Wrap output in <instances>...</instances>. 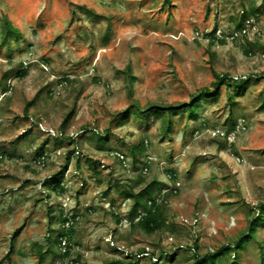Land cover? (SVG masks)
<instances>
[{"label": "rangeland", "instance_id": "obj_1", "mask_svg": "<svg viewBox=\"0 0 264 264\" xmlns=\"http://www.w3.org/2000/svg\"><path fill=\"white\" fill-rule=\"evenodd\" d=\"M213 71L248 81L169 133L160 114L122 118L188 102ZM151 180L165 225L147 233L119 190ZM253 218L242 264H264V0H0V264H193L221 247L228 264Z\"/></svg>", "mask_w": 264, "mask_h": 264}, {"label": "trees", "instance_id": "obj_2", "mask_svg": "<svg viewBox=\"0 0 264 264\" xmlns=\"http://www.w3.org/2000/svg\"><path fill=\"white\" fill-rule=\"evenodd\" d=\"M236 28L237 30H239L240 29L239 25ZM1 32H2V42L4 43H7L8 39L11 37H14L15 40H17L19 37L17 28L12 23H10L7 17L3 18ZM212 73H213V81L211 87L201 88L200 92L192 96V98L188 102H184L181 104H168V105L148 104L146 106H139L138 103H132L124 111H122V118H127L130 113H133L134 115L143 116L144 118H150V117L153 118L154 116L160 114L162 115V120H163L162 122L163 131L164 133H169L172 126L171 117L177 111L179 112V114L186 113L189 117H192L194 115V110L196 106H198L200 102L201 97L215 94L219 85L225 82L228 86L233 87L236 92H239V90L248 81L247 77L244 78L233 77L230 76L229 74H218L214 71ZM128 76H129V83H132L133 78L129 73ZM28 105L29 103H26L24 106L23 109L24 115L28 114L27 113ZM69 117H70V113H67L63 117L60 123V128L62 131ZM61 134L60 136H62ZM94 134L100 140V142H106L108 140L106 133L102 134L95 131ZM72 153H74V149L67 151L65 158L66 164L69 160V155H71ZM59 174H61V172L57 173V176ZM55 185L57 187L59 186V180L56 181ZM119 191L122 197L129 198L132 201L128 213L130 226L138 227L147 233H151L163 228V226L165 225V219L163 217L165 212V202L162 198L159 202L156 199V197L160 194L161 189L157 186V182L155 180L149 181L148 183L144 184L142 187L138 188L137 190H134L132 187L122 186ZM133 218H136V220L134 221ZM255 218L251 219V221L249 222L247 232L241 234L240 237L231 245V247H229L232 248V250L234 251V256L229 259L228 264H242L237 258L238 250L254 234L255 226H256ZM71 232H72V225L67 227L66 234L70 235ZM64 234L65 233L62 231L61 233H59L57 238L63 236ZM57 238L55 239V242H58ZM226 248L227 247H221L216 251L207 252L202 256H195L193 264H216L218 261L223 259ZM67 253L68 251H66L64 254L66 255ZM137 254L143 255L146 254V251H144V249H140ZM41 256L42 255L40 254V258ZM130 264H138V260Z\"/></svg>", "mask_w": 264, "mask_h": 264}]
</instances>
